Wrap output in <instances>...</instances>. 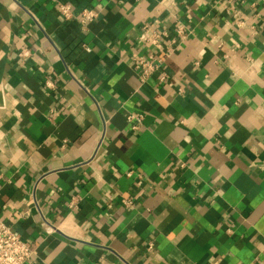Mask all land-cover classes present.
<instances>
[{"label":"crops","instance_id":"crops-1","mask_svg":"<svg viewBox=\"0 0 264 264\" xmlns=\"http://www.w3.org/2000/svg\"><path fill=\"white\" fill-rule=\"evenodd\" d=\"M242 1L0 0V220L25 264H264V0ZM137 56L163 63L141 82Z\"/></svg>","mask_w":264,"mask_h":264},{"label":"built area","instance_id":"built-area-1","mask_svg":"<svg viewBox=\"0 0 264 264\" xmlns=\"http://www.w3.org/2000/svg\"><path fill=\"white\" fill-rule=\"evenodd\" d=\"M242 3V0H239ZM233 3V2H232ZM230 3V11L234 21L241 25V12L236 8L235 4ZM58 11L65 18L70 19L72 15V7L69 4L58 3ZM97 17V12L94 9H83L78 17L81 27H85ZM164 34V33H163ZM162 33L156 30L149 31L145 26L139 35V40L146 42L152 46L160 45ZM87 48V47H86ZM88 49V48H87ZM168 50H170L168 48ZM163 60L157 57L146 58L137 56L133 58V68L140 76L141 82H144L155 69L161 67ZM164 79V76L161 78ZM128 121L132 122V128L136 129L140 118L136 115H129ZM33 255L31 245L23 240L20 235L11 229L7 224L0 220V264H25Z\"/></svg>","mask_w":264,"mask_h":264}]
</instances>
